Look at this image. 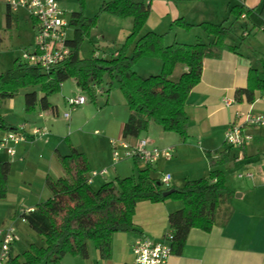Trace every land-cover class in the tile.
<instances>
[{
  "label": "trees",
  "instance_id": "16d2710c",
  "mask_svg": "<svg viewBox=\"0 0 264 264\" xmlns=\"http://www.w3.org/2000/svg\"><path fill=\"white\" fill-rule=\"evenodd\" d=\"M2 1L6 4L5 0ZM147 1L111 0L101 5V12L117 18H130L132 21V29L125 43L109 58L79 56L80 41L89 34L97 16L87 18L81 9L72 12L69 25L74 29V36L69 41V58L47 73L16 60L10 69L0 74V101L11 100L20 91L26 90V114L33 113L36 108L54 111L48 98L60 91L65 81L72 79L82 93L95 100L92 86L105 79L106 91L116 83L129 112L121 130L123 140L140 138L150 123L160 127L163 132L185 138L186 99L200 81L204 59L212 58L222 50H236L225 43L231 28L223 23H200L196 27H201L212 37L208 43L173 42L165 45L164 35L153 32L140 34L149 15ZM230 13L240 18L250 15L251 10L234 6ZM259 15L264 18V3ZM11 17L6 5L7 25ZM173 24L187 30L193 27L181 19L175 20ZM94 45L97 50L101 49L97 43ZM129 48H132L131 54H128ZM144 57L160 62L159 73L140 76L134 72L135 63ZM178 64L186 70L174 81L171 76ZM255 92L264 94V58L260 59L258 69H249L246 87L237 89L234 97L237 102L245 100L252 103ZM15 128L0 113V131L8 132ZM227 149L216 159L208 157L210 170L206 178L188 180L181 187L163 188L161 181L150 175L151 167L147 166L137 169L133 176L106 181L94 190L87 183L90 171L86 156L71 148L69 155L57 156L63 176L55 180L51 177L45 179L49 197L35 205L32 211L21 214L27 227L44 238V244H31L20 255H12L10 249L7 264H60L67 255L85 260L89 257V243L93 245L99 259L107 260L111 257L112 236L134 231L132 218L137 203L142 201L182 202V208L167 217L171 253L180 254L190 230L211 231L216 224L218 210L232 196L225 186L224 174L218 169L227 162ZM9 173L10 164L0 162V199L6 196ZM171 189L175 191L163 196L164 192Z\"/></svg>",
  "mask_w": 264,
  "mask_h": 264
},
{
  "label": "crops",
  "instance_id": "0c3cea01",
  "mask_svg": "<svg viewBox=\"0 0 264 264\" xmlns=\"http://www.w3.org/2000/svg\"><path fill=\"white\" fill-rule=\"evenodd\" d=\"M62 1L60 0V4ZM147 2L149 15L140 34L153 32L164 35L165 45H170L173 42L182 44L201 43L198 42L201 34V36L206 37V43H208L212 37L196 28V25L200 23L216 25L223 23L231 30L234 25H239L243 29L241 39L253 34L255 35L254 40L264 41V33H262L264 32V28H262L264 27V18L259 15L264 0H149ZM234 6H243L251 10V13L248 16L242 15L240 18H235L230 13ZM13 13L15 12H11V15ZM178 19L193 27L187 30L174 25L173 22ZM15 20L17 21V17ZM11 21L12 18L10 23ZM30 21L31 30L34 34L33 22L31 19ZM190 40L194 41L190 42ZM228 40L227 37L225 43L227 46L235 47L234 52L222 50L214 57L206 58L202 62L200 81L190 91L185 102L186 137L181 138L174 133L163 132L160 127L153 123H150L147 131L140 136V138L146 139L151 146L171 149L172 158L170 160L161 159L150 168V175H152V172H157L159 167L158 174L160 175L157 177L159 180L164 174H169L170 187H181L188 180H196V166L189 171L177 170V165L172 166L183 158H186L191 165H196V159L200 161L201 178L208 176L210 170L208 157L216 159L222 151L229 148L223 142L224 134L230 124L236 123L243 126L244 133L250 134L253 138L251 142H247L242 147L227 149L225 153L227 162L218 167L224 174L225 186L230 192H237L236 196H232L221 205L216 217V224L211 231L204 232L200 229H191L180 254H171L167 264H264V131L246 127L243 123V115L247 113L264 116V94L255 92L252 103L245 100L237 102L234 97L237 89L246 87L249 69H258L260 59L264 56L254 59L248 54H241L238 46L229 43ZM149 60L158 61L152 58ZM160 69L159 61L155 62L154 66L148 62L140 71L141 73L137 74L148 76L157 74L154 72L159 73ZM185 70L183 65H176L171 79L177 80ZM94 86H92L93 89ZM106 90L107 88H102L99 93L106 96L105 101L108 105L110 90ZM76 96H82V92L78 88L69 95V97ZM226 98L233 100L232 106L225 107L223 105V99ZM65 99L67 100V97L63 96L62 103L64 105H66ZM48 101L55 108L54 111L36 109L32 114H26L25 119L21 122L18 121L17 124L8 122L13 127L25 124L27 129L36 126L45 128L48 132L44 138L27 140L19 144L16 147L15 158H10L5 152H0V162L10 164L6 198L10 195L9 189L12 184L21 186V194L15 195L23 196L20 206L26 204L27 196H49V192L45 193V179L51 177L55 180L63 176V170L57 156L69 155L71 148L86 156L89 171H101L103 169H107L108 172L111 169L114 171L115 165H112L109 141L122 139L121 130L129 115L125 104L122 110H117L108 118H101L103 119L102 130L104 135L95 137L94 135H98L95 134L97 130L91 135L78 129L80 125L77 116H74L76 112L72 117L69 114V118L64 119L59 114L60 108L57 102L51 101L49 98ZM83 110L85 112L88 109L84 108ZM94 115L91 114L88 117L86 126L98 117L96 114ZM67 130H70L68 131L69 137L63 141ZM5 134L6 132L0 131V136ZM138 139L127 141L134 143ZM196 144L201 145L203 154L200 153V148L196 149ZM196 151L197 156L199 155L197 158ZM143 165L144 167L138 169L147 167L145 164ZM227 166L229 167L227 173L231 174L232 172L233 177L236 173L251 172L253 178L241 179L245 183L239 184L238 182L231 189L226 182L224 167ZM107 176L94 178L91 185L97 179L106 180ZM236 179L238 178L236 177ZM35 181L40 185V189L36 193L32 191L31 187ZM31 199L36 200V203L27 204L26 207H20V209H15V207L13 211L9 210L7 219L9 223L20 221L27 227L21 218V213L23 210L32 209L41 203L42 197L37 199L31 197ZM13 200L17 206L18 197H14ZM182 206L181 202L173 200L158 203L139 202L132 218L134 231L116 233L112 236L111 257L109 259H99L95 251L92 254L89 253L88 259H85L84 262L78 259L72 261L76 264H134L132 245L135 240L140 237H147L154 242L164 241V236L169 231L168 215L180 210ZM14 246L15 242L11 246L12 255H15ZM65 257L62 261L66 259Z\"/></svg>",
  "mask_w": 264,
  "mask_h": 264
},
{
  "label": "rangeland",
  "instance_id": "374dc122",
  "mask_svg": "<svg viewBox=\"0 0 264 264\" xmlns=\"http://www.w3.org/2000/svg\"><path fill=\"white\" fill-rule=\"evenodd\" d=\"M111 0H63L60 6L64 9L65 20L69 23L70 22V15L72 12H77L81 9L83 15L87 18H92L97 16L95 25L91 28L88 35H84L82 40L80 41L79 47V56L82 58H91V57H100V58H109L120 49L123 44L125 43L127 37L129 36L131 29H132V21L130 18H117L113 17L105 12L100 11V7L104 2H108ZM6 6L2 0H0V74L5 72L6 70L10 69L16 60H22L21 56L23 52H32L33 51V33L31 30V21L30 17L25 14L23 10H17L11 16L12 21L9 25L6 23ZM17 17V21L15 18ZM202 30L201 27H196ZM242 30L239 25H234L232 30L228 35V42L237 45L238 49L241 54L250 55L252 58L257 59L260 56H264V41L254 40L255 35L249 34L248 37L241 39ZM74 29L69 25V31L67 37L72 40L74 34ZM203 31V30H202ZM204 32V31H203ZM205 33V32H204ZM264 33V32H262ZM193 34V33H192ZM201 34V32H200ZM202 35V34H201ZM198 42L206 43V37L201 36ZM164 40V39H163ZM194 40H190L193 42ZM107 43L111 45L110 47H100V43ZM94 43H97L98 46L101 48L97 50ZM132 48H129L128 54H131ZM151 63L154 66L155 62L158 61H151L149 58L144 57L138 60L133 70L136 73H141L140 71L142 68L147 64ZM158 73V72H154ZM113 87V88H112ZM112 87L110 88V93L108 95V105L106 100V96L100 95L99 92L102 88H107L106 80L103 79L101 83L95 85L93 89L94 93L96 94L95 100H92L89 96L85 93H82V96L86 98V104L84 106L77 107L71 110L70 117L76 112L74 116H77L79 130L83 133H89L91 135L94 134V131L97 130L99 133L98 135H94L95 137L103 136L102 130V120L101 118H108L117 110H122L125 107V100L118 89L116 83H113ZM77 86L72 79L65 81L60 88V91L56 92L49 96L51 101L55 100L60 108L59 114L63 115L64 112L69 110L68 105H64L62 103V97L65 96L68 98L69 95L72 94L73 91H76ZM93 88V87H92ZM26 90L20 91L13 99L11 100H2L0 101V113L5 118L6 122L17 124L18 121L21 122L25 119L26 113L24 112V94ZM105 95V94H104ZM66 100V99H65ZM105 101V102H104ZM84 108L88 110L84 112ZM37 109V108H36ZM35 109V111H36ZM32 114V113H31ZM91 114H96L97 118L93 119V121L86 126V121ZM95 116V115H94ZM86 126V127H84ZM67 130L65 136L63 137V141L69 137ZM200 148V153H202L201 145L196 144V149ZM203 154V153H202ZM199 156V155H198ZM197 151H196V158ZM177 165L176 169L181 171H189L194 169L196 166V180L201 179L202 171L200 168V161L196 159V165H191L190 162L187 161L186 158H183L181 161L179 160L177 163L173 164L172 166ZM139 167H144L142 163H135L133 160H126L123 162L118 163L114 167V171L112 170L111 173L108 172V176L106 180L97 179L95 183L92 185L94 190H97L104 182L106 181H114L116 178H125L135 175L137 169ZM116 168V169H115ZM228 166L224 167L225 174H226V182L229 188H234L236 184L245 183L241 179H236L237 174L232 176V172L227 173ZM157 172H152V177L157 178L160 174H158L159 167L156 170ZM242 173V172H240ZM207 175V174H206ZM204 177V176H203ZM97 178V177H96ZM103 180V181H102ZM97 182V183H96ZM8 186V185H7ZM29 187V186H28ZM32 191L34 193L38 192L40 189V185L37 184V181L31 185ZM22 192L21 186L15 184L11 185L9 189V196L6 198L7 193L4 199H0V230L11 223L8 222V213L9 210L20 209V207H26L27 204L36 203L34 199L31 197H42L41 202H44L48 197L47 196H27L26 204L20 206V202L23 196H15L20 195ZM45 193L48 191L45 190ZM232 193V196H236L237 192ZM49 194V193H48ZM14 195V196H13ZM38 195V193H37ZM232 196L230 198H232ZM14 197H18V201L13 200ZM175 202H181L180 200H173ZM182 203V202H181ZM19 205V206H18ZM15 228L16 232V239H15V246H14V254L20 255L24 250L28 249L31 244L34 245H43L44 238L38 235L37 233L30 230L28 227H25L20 221L12 223ZM95 252V249L91 243H89V253ZM60 264H76L73 259H78L84 262V259L80 257H73L67 255Z\"/></svg>",
  "mask_w": 264,
  "mask_h": 264
},
{
  "label": "built area",
  "instance_id": "2783aa9c",
  "mask_svg": "<svg viewBox=\"0 0 264 264\" xmlns=\"http://www.w3.org/2000/svg\"><path fill=\"white\" fill-rule=\"evenodd\" d=\"M11 12L23 10L33 22V51L23 52L24 63L36 66L44 72L69 58L71 47L70 39L67 37L69 23L65 20V11L60 6V0H5ZM264 28V27H262ZM95 88V86H94ZM99 93V92H97ZM86 103L84 96L68 98L66 104L69 110L63 113L64 119L69 118V112ZM233 100L223 99V105L230 107ZM243 123L246 127L258 128L264 131V116L247 113L243 115ZM47 130L41 127L27 129L25 124L18 125L15 130L6 132L0 136V152H5L10 158L16 157V147L27 140H37L47 135ZM95 134H98L96 131ZM252 136L243 131V126L232 123L224 134V145L227 147H242L252 141ZM111 147L112 165L126 160H134L146 166H153L159 160H170L172 151L170 148H158L151 146L149 142L140 138L134 143L126 140L109 141ZM107 169L101 171H90L87 183L91 184L96 177H106ZM238 179H252L253 173L242 172L237 174ZM163 188L170 187V175L164 174L160 179ZM32 211L23 210L21 214ZM0 264H7L11 246L15 242L16 232L12 224L4 226L0 230ZM171 233L164 236V241L154 242L147 237H140L132 245V256L134 264H167L170 257Z\"/></svg>",
  "mask_w": 264,
  "mask_h": 264
},
{
  "label": "water",
  "instance_id": "95a60500",
  "mask_svg": "<svg viewBox=\"0 0 264 264\" xmlns=\"http://www.w3.org/2000/svg\"><path fill=\"white\" fill-rule=\"evenodd\" d=\"M99 46L100 47H110L111 45H108V44L102 42V43L99 44ZM174 191H175L174 189L168 190V191L163 193V196H167V195L171 194Z\"/></svg>",
  "mask_w": 264,
  "mask_h": 264
}]
</instances>
